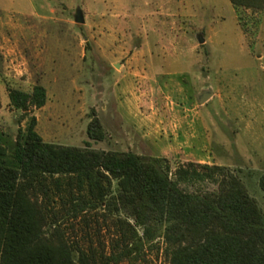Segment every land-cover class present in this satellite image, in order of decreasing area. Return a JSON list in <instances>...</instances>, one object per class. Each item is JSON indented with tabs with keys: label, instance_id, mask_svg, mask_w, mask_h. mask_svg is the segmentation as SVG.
<instances>
[{
	"label": "rangeland",
	"instance_id": "obj_1",
	"mask_svg": "<svg viewBox=\"0 0 264 264\" xmlns=\"http://www.w3.org/2000/svg\"><path fill=\"white\" fill-rule=\"evenodd\" d=\"M2 37L10 46L14 37L29 42L20 51L46 99L24 117L8 108L5 87L14 82L0 50V130L14 137L33 115L45 141L165 156L171 168L186 161L226 165L264 213L258 184L264 170V6L0 0V45ZM207 88L213 95L200 103L198 94ZM94 119L103 126L102 139L87 135ZM100 226L108 241L111 231L101 219ZM164 247L159 231L145 242L141 258L122 264H168Z\"/></svg>",
	"mask_w": 264,
	"mask_h": 264
},
{
	"label": "trees",
	"instance_id": "obj_2",
	"mask_svg": "<svg viewBox=\"0 0 264 264\" xmlns=\"http://www.w3.org/2000/svg\"><path fill=\"white\" fill-rule=\"evenodd\" d=\"M230 1L236 9L264 6ZM7 89L21 117L46 99L39 82ZM35 123L31 115L14 137L0 130V264L136 262L159 231L168 264H264V213L226 165L171 168L165 156L45 141ZM86 131L104 137L96 119ZM258 184L264 191V170Z\"/></svg>",
	"mask_w": 264,
	"mask_h": 264
},
{
	"label": "crops",
	"instance_id": "obj_3",
	"mask_svg": "<svg viewBox=\"0 0 264 264\" xmlns=\"http://www.w3.org/2000/svg\"><path fill=\"white\" fill-rule=\"evenodd\" d=\"M14 38L15 39L13 46L7 44V42L3 40L4 39L3 37L1 38L3 43L0 45V50L2 51L4 60L6 62V64H4V66L6 67V75H8L9 79H11L14 82V83H10L11 87H18L28 90L26 86H32L34 83H36V81L35 79L32 78L34 75V71L31 70V67L28 66L25 58L21 54L20 49L28 47L30 44L25 39L19 37H14ZM39 65L41 66V64ZM7 88L8 87H5L8 95ZM8 102H9V98H8ZM8 102H7V106L8 108H10ZM262 111L261 109L259 110L257 109L255 113H260V112L262 113Z\"/></svg>",
	"mask_w": 264,
	"mask_h": 264
},
{
	"label": "water",
	"instance_id": "obj_4",
	"mask_svg": "<svg viewBox=\"0 0 264 264\" xmlns=\"http://www.w3.org/2000/svg\"><path fill=\"white\" fill-rule=\"evenodd\" d=\"M75 19L77 21H82V17H80L79 12H77ZM198 40L203 41V38L201 36H199ZM212 95H213V90L211 88L201 90L198 94V100L200 103H203V102L207 101Z\"/></svg>",
	"mask_w": 264,
	"mask_h": 264
}]
</instances>
